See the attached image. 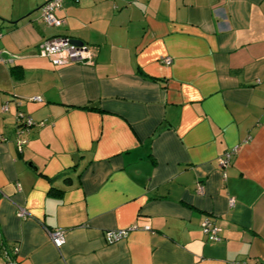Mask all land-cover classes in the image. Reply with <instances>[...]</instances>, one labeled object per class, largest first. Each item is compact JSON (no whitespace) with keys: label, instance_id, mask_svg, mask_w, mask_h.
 Segmentation results:
<instances>
[{"label":"crops","instance_id":"1","mask_svg":"<svg viewBox=\"0 0 264 264\" xmlns=\"http://www.w3.org/2000/svg\"><path fill=\"white\" fill-rule=\"evenodd\" d=\"M48 1L0 0V264H264V0Z\"/></svg>","mask_w":264,"mask_h":264},{"label":"built area","instance_id":"2","mask_svg":"<svg viewBox=\"0 0 264 264\" xmlns=\"http://www.w3.org/2000/svg\"><path fill=\"white\" fill-rule=\"evenodd\" d=\"M64 1L68 0H50L46 2L40 8L41 21L48 27H59L61 26V21H59L55 16L54 12L59 9ZM72 2H77L78 0H70ZM71 40L57 36L51 39L45 40L38 46V54L42 57L47 58L54 66H62L71 63H80L83 65L91 64L93 54L87 46L84 44L78 46L70 42ZM162 63L169 64L170 60L165 58ZM37 98L31 99V101H37ZM2 111L6 110L3 106ZM264 110V108H263ZM17 122L20 123L22 127L37 126L43 127L44 123L39 122L37 124L33 123L29 118L24 117L22 114L17 115ZM24 142H17V147ZM237 147H233L226 152H224L220 157L216 159L217 166L221 170L223 178H225L224 170L229 166L231 157L236 153ZM196 191L198 194H202V187L197 184ZM228 204L230 207L234 205L232 199H229ZM17 217L25 219L27 214L22 208H17ZM136 227L127 228L118 231H108L104 233V239L107 244H114L118 241L123 240L127 234L135 230ZM201 230L207 241L219 242L218 231L219 229L209 220L205 219L201 222ZM46 234L50 242L56 248H60L64 243L65 231L61 229L46 230ZM18 252V247L13 248V256L6 260L5 264H19L16 258ZM233 264H243V263H233Z\"/></svg>","mask_w":264,"mask_h":264},{"label":"water","instance_id":"3","mask_svg":"<svg viewBox=\"0 0 264 264\" xmlns=\"http://www.w3.org/2000/svg\"><path fill=\"white\" fill-rule=\"evenodd\" d=\"M70 42L73 43V44H75V45H78V46H80V45L83 44L82 42H80L78 40H71Z\"/></svg>","mask_w":264,"mask_h":264},{"label":"bare ground","instance_id":"4","mask_svg":"<svg viewBox=\"0 0 264 264\" xmlns=\"http://www.w3.org/2000/svg\"><path fill=\"white\" fill-rule=\"evenodd\" d=\"M69 39V38H68Z\"/></svg>","mask_w":264,"mask_h":264}]
</instances>
